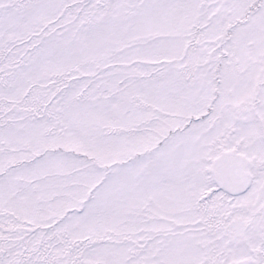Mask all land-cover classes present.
<instances>
[{
	"label": "snow or ice",
	"instance_id": "6c2138e0",
	"mask_svg": "<svg viewBox=\"0 0 264 264\" xmlns=\"http://www.w3.org/2000/svg\"><path fill=\"white\" fill-rule=\"evenodd\" d=\"M0 264H264V0H0Z\"/></svg>",
	"mask_w": 264,
	"mask_h": 264
}]
</instances>
